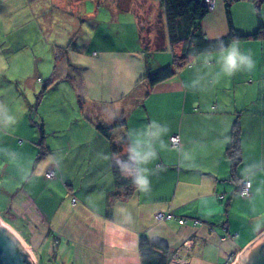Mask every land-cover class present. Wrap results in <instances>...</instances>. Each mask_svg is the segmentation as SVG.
Instances as JSON below:
<instances>
[{"label":"crops","instance_id":"1","mask_svg":"<svg viewBox=\"0 0 264 264\" xmlns=\"http://www.w3.org/2000/svg\"><path fill=\"white\" fill-rule=\"evenodd\" d=\"M86 1L0 0V181L9 196L0 222L35 264L48 240L62 264H142V238L167 246L168 264H235L264 235V37L231 43L251 51V71L225 77L219 52H207L150 86L147 72L172 62L167 28L142 41L141 19H154L159 0H91L92 10ZM189 9L210 41L254 34L257 13L264 26V4L241 1L227 13L223 0L210 11L198 0ZM153 122L167 131L147 166L149 190L135 186L125 199L113 156L126 155L129 131ZM118 123L110 137L97 129Z\"/></svg>","mask_w":264,"mask_h":264},{"label":"trees","instance_id":"2","mask_svg":"<svg viewBox=\"0 0 264 264\" xmlns=\"http://www.w3.org/2000/svg\"><path fill=\"white\" fill-rule=\"evenodd\" d=\"M196 1L198 0H159L160 7L165 15L172 62L167 66L160 67L154 72H147L146 80L150 86H154L159 82L169 79L179 69L189 65L197 55L207 52H219V48L221 46L227 47L234 40L260 39L264 37V26L261 22L260 14L257 13L258 26L254 34L250 36H241L236 34L234 31H230L227 36L217 41L208 40L203 33L201 23L193 17L189 9V5ZM199 1L201 2L202 0ZM223 1L227 13L233 3L241 1L252 2L257 7L264 4V0ZM54 82V80L47 81L44 88L49 87V85H52ZM119 124L120 123L114 124L112 128L99 126L97 129L104 136L110 137L114 127ZM38 129L40 135L43 137L44 130L42 123L38 124ZM115 150H117V148H115ZM240 155L239 140L235 135L234 140L228 149V156L232 160V163L236 164L241 158ZM123 158H126V155H124ZM112 177L116 189L121 188L125 194L124 198L127 199L135 187L131 177L121 173L116 164L112 168ZM139 252L142 264H168L172 258V252L167 246L161 244H150L144 238H142L139 242Z\"/></svg>","mask_w":264,"mask_h":264},{"label":"clouds","instance_id":"3","mask_svg":"<svg viewBox=\"0 0 264 264\" xmlns=\"http://www.w3.org/2000/svg\"><path fill=\"white\" fill-rule=\"evenodd\" d=\"M203 64H208L212 57L203 55L197 57ZM195 62V61H194ZM220 73L232 77L237 72L251 71L254 67L251 51L241 50L238 44H230L219 48ZM167 129L153 122L144 132L131 130L127 133L126 158L113 156V162L121 173L131 177L139 191L147 192L150 187L149 175L152 174L147 166L157 159L155 142ZM118 142H120L118 138ZM108 159V157H105Z\"/></svg>","mask_w":264,"mask_h":264},{"label":"water","instance_id":"4","mask_svg":"<svg viewBox=\"0 0 264 264\" xmlns=\"http://www.w3.org/2000/svg\"><path fill=\"white\" fill-rule=\"evenodd\" d=\"M0 264H35L19 237L1 222ZM235 264H264V235L254 241Z\"/></svg>","mask_w":264,"mask_h":264},{"label":"rangeland","instance_id":"5","mask_svg":"<svg viewBox=\"0 0 264 264\" xmlns=\"http://www.w3.org/2000/svg\"><path fill=\"white\" fill-rule=\"evenodd\" d=\"M93 4H94L93 1L87 0L85 2V8L88 10H92ZM40 8H41V6H40ZM160 10H157L156 13L154 12L153 8L150 10V12L154 15V17H153L154 19L151 22L148 20H146L147 22L145 21V18L147 16L146 14L144 15L145 17H143L141 19L140 26L142 28L141 29V33H142V37H143L142 41H143V44H145L146 46H150V39H155V40H161L162 39L161 38L163 36L162 30L164 29V27L166 28V21H165V15H164L163 11L161 10L162 11L161 12ZM148 19L151 20L150 18H148ZM102 36H106V33H103ZM74 39L76 42L77 38H75V36H73V38L70 40V43L73 42ZM44 42L48 43L45 38H44ZM70 98H72L71 95H70ZM68 106L70 108V111L72 112L73 104L71 101L69 102ZM3 189H4L3 182L0 181V215L1 214L4 215L3 213L6 211L5 207L8 203L7 200L9 198V196H4L5 193H3V191H2ZM51 243H52V240H50V242H49V240L46 241V243L40 249V252L37 254L39 264H62V258L57 256V254L55 253V251L57 252L59 250V248L57 247V248H55L56 250H54V248H51Z\"/></svg>","mask_w":264,"mask_h":264},{"label":"built area","instance_id":"6","mask_svg":"<svg viewBox=\"0 0 264 264\" xmlns=\"http://www.w3.org/2000/svg\"><path fill=\"white\" fill-rule=\"evenodd\" d=\"M201 4H202L203 8H205L207 10H212L214 8V6H215V0H202ZM169 141H170V145L173 148H177L180 145V139H179L178 135L171 136L169 138ZM46 176L48 178H52L53 177V172H48L46 174ZM250 187H251L250 182L248 180H243L240 183V186H239V195H240V197L245 198V197L249 196ZM167 218H170V215H168ZM156 219H158V220L164 219V216L161 213H158L156 215ZM180 223L183 224L184 221L181 220Z\"/></svg>","mask_w":264,"mask_h":264},{"label":"bare ground","instance_id":"7","mask_svg":"<svg viewBox=\"0 0 264 264\" xmlns=\"http://www.w3.org/2000/svg\"><path fill=\"white\" fill-rule=\"evenodd\" d=\"M26 247V246H25ZM27 249V248H26Z\"/></svg>","mask_w":264,"mask_h":264}]
</instances>
